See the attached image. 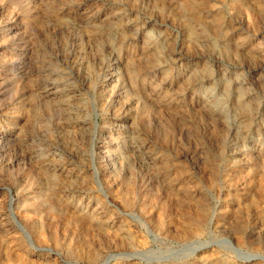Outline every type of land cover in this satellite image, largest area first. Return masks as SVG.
<instances>
[{
    "label": "rangeland",
    "instance_id": "rangeland-1",
    "mask_svg": "<svg viewBox=\"0 0 264 264\" xmlns=\"http://www.w3.org/2000/svg\"><path fill=\"white\" fill-rule=\"evenodd\" d=\"M18 251L264 264V0H0V264Z\"/></svg>",
    "mask_w": 264,
    "mask_h": 264
},
{
    "label": "bare ground",
    "instance_id": "bare-ground-1",
    "mask_svg": "<svg viewBox=\"0 0 264 264\" xmlns=\"http://www.w3.org/2000/svg\"><path fill=\"white\" fill-rule=\"evenodd\" d=\"M238 1V0H237ZM157 48V47H156ZM159 48V47H158ZM157 48V50H158ZM168 73V72H167ZM68 99V98H67ZM69 100V99H68ZM129 186L128 185H121L120 188H119V191H118V194H123V195H126L128 191ZM41 193V192H40ZM130 193V192H129ZM43 194V193H42ZM164 195L166 197H170L171 195V192L170 191H167L164 193ZM41 197V196H40ZM43 197V196H42ZM41 197V198H42ZM44 199V198H43ZM173 199V198H171ZM146 205L148 206H152L154 203V200H153V197H148L146 198ZM52 201V200H51ZM176 201V200H175ZM167 207H166V210L165 212H168V217H169V223L171 224V226L173 227V230L180 236V237H188V236H191V235H195L197 234L198 232L200 233V230H201V227L198 225V222L195 219H193V217L188 213H187V209L185 208V206L181 203H178L177 201L176 202H173V201H170L167 203ZM49 211H51L53 209V207H51L49 205V207H47ZM163 210H164V207H163ZM162 208H158V210L156 211V213H158L159 211H163ZM46 211V210H45ZM47 212V211H46ZM56 212V211H55ZM63 218L64 220L66 221L65 223H70V222H73L75 223V225L77 224L76 220L78 219V215L76 214V212L74 210H71V209H67L65 212H63ZM162 214V212H160ZM159 214V213H158ZM87 216L85 217L86 219L89 220L90 222V225H92L93 223L95 224L94 226L96 227V229H98L99 231H103L105 232L106 234H109L110 231H113L114 234L117 236L116 234V231L112 228L111 225H107V226H104V224L97 220V221H93L92 219V216L89 215V214H86ZM64 222V221H63ZM64 223V224H65ZM184 223H187V224H184ZM74 226V224H73ZM79 230H83L85 228V225H79ZM38 233L39 234H43L44 233V230L41 229V228H38ZM93 230V231H95ZM85 232V231H84ZM81 233V232H79ZM102 233V232H101ZM52 237L55 236L54 232H50V234H48ZM119 235V233H118ZM74 245V248L75 250L79 253V254H82L84 252V250L88 249L87 251V255L91 256L93 253L89 252L90 251V246L89 244H86V243H83L81 242L78 238L77 240L73 243ZM23 255V254H22ZM20 253V251H18L16 253V257L17 259L21 262V263H25V264H30L31 262L34 263L33 261H30L28 260L27 258L23 257ZM25 258V259H24ZM200 260V259H199ZM29 261V262H28ZM197 260L193 261L196 262ZM28 262V263H27ZM198 262V261H197ZM229 262V261H228ZM191 262V264H193Z\"/></svg>",
    "mask_w": 264,
    "mask_h": 264
}]
</instances>
